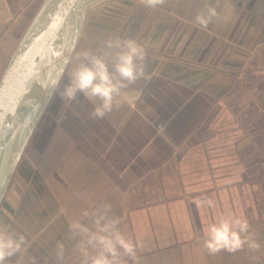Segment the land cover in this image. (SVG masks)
<instances>
[{"label":"crops","instance_id":"0c3cea01","mask_svg":"<svg viewBox=\"0 0 264 264\" xmlns=\"http://www.w3.org/2000/svg\"><path fill=\"white\" fill-rule=\"evenodd\" d=\"M43 1L0 0V78ZM207 7L218 16L201 28ZM113 36L143 44L148 79L94 119L82 95L60 98L67 62L0 197V226L28 242L23 264H60L57 243L62 264H79L68 225L103 204L138 245L136 264H264V0L101 2L70 59L89 50L111 70ZM221 217L247 220L259 247L210 253Z\"/></svg>","mask_w":264,"mask_h":264},{"label":"clouds","instance_id":"9594fccd","mask_svg":"<svg viewBox=\"0 0 264 264\" xmlns=\"http://www.w3.org/2000/svg\"><path fill=\"white\" fill-rule=\"evenodd\" d=\"M142 3L145 7L157 8L164 0H142ZM217 16L214 7H207L196 14L194 22L206 28ZM104 46L112 50L111 70L105 56L89 50L76 51L65 69L68 83L59 91L65 107L76 99L77 94L82 95L93 105L90 115L94 119H102L111 113L118 106L117 98L122 97L130 85L148 79L144 67L147 52L143 44L135 39L113 36L104 42ZM53 88L57 91L59 84ZM120 224L119 217L112 214L110 204H103L91 212L83 210L80 218L69 223L68 231L71 239L76 241L79 264H128V260L136 264L138 245L126 237ZM203 244L210 253L235 252L245 244L252 250L259 247L251 239L249 224L242 217L219 218L209 226ZM27 246L24 235L0 226V264H6L13 257L17 258V264H23L22 256ZM54 254L62 264L65 245L57 243Z\"/></svg>","mask_w":264,"mask_h":264},{"label":"water","instance_id":"95a60500","mask_svg":"<svg viewBox=\"0 0 264 264\" xmlns=\"http://www.w3.org/2000/svg\"><path fill=\"white\" fill-rule=\"evenodd\" d=\"M111 0H44L0 78V197L81 36L87 13Z\"/></svg>","mask_w":264,"mask_h":264},{"label":"rangeland","instance_id":"374dc122","mask_svg":"<svg viewBox=\"0 0 264 264\" xmlns=\"http://www.w3.org/2000/svg\"><path fill=\"white\" fill-rule=\"evenodd\" d=\"M62 76V73L59 75L57 79L54 80L52 86L56 83V81ZM52 86H50L49 92L51 91Z\"/></svg>","mask_w":264,"mask_h":264}]
</instances>
